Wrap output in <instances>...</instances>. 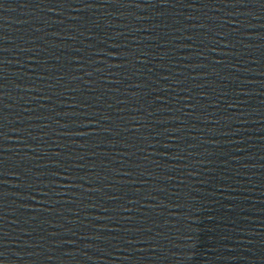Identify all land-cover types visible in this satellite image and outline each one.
Returning <instances> with one entry per match:
<instances>
[{"label": "water", "instance_id": "water-1", "mask_svg": "<svg viewBox=\"0 0 264 264\" xmlns=\"http://www.w3.org/2000/svg\"><path fill=\"white\" fill-rule=\"evenodd\" d=\"M0 264H264V0H0Z\"/></svg>", "mask_w": 264, "mask_h": 264}]
</instances>
